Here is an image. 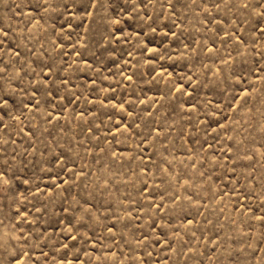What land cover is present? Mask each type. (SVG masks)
<instances>
[{"label": "rangeland", "instance_id": "rangeland-1", "mask_svg": "<svg viewBox=\"0 0 264 264\" xmlns=\"http://www.w3.org/2000/svg\"><path fill=\"white\" fill-rule=\"evenodd\" d=\"M0 264H264V0H0Z\"/></svg>", "mask_w": 264, "mask_h": 264}]
</instances>
